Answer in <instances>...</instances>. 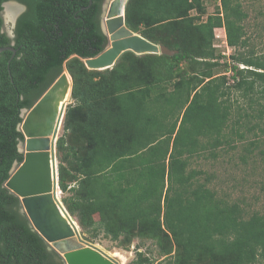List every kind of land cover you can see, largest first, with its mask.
<instances>
[{
  "label": "trees",
  "instance_id": "1",
  "mask_svg": "<svg viewBox=\"0 0 264 264\" xmlns=\"http://www.w3.org/2000/svg\"><path fill=\"white\" fill-rule=\"evenodd\" d=\"M16 1L26 9L16 20L13 43L0 29V47L15 49L0 51V264H64L32 229L20 211L19 197L3 184L14 162L23 159L17 148L23 139L17 130L21 109L32 106L73 54L78 56L66 65L73 96L83 102L84 111L72 107L65 122L70 117L81 120L78 128L87 145L80 153L83 147L71 144L69 169L59 167L61 190L72 192L65 200L68 211L81 225L95 222L113 239L152 240L154 255L136 251V261L143 264H264V213L247 214L238 201L218 197L204 182L195 185V175L186 170L191 155L227 142L226 75L212 73L218 65L215 28L223 27L227 45L237 48L231 55V87L242 91L249 106L255 102L251 94L264 97V53L257 54L253 47L247 54L238 51L248 43L242 25L247 13L240 3L220 0L216 12L201 21L199 16L206 13L202 0H128L126 26L176 52L144 54L150 66L125 52L114 67L90 70L80 57L94 56L106 45L99 17L103 0ZM193 9L197 15H190ZM157 26L163 31L160 36L152 32ZM183 61L197 69L177 78ZM170 82L174 89L167 91ZM152 85H161L162 91L151 95ZM154 100L180 104V124L188 119L193 126L191 135L179 138L176 117L159 152L154 146L164 134L149 136L151 113L144 112ZM263 114L264 108L256 117L261 121ZM255 124L264 132L260 122ZM62 144L59 137L58 150ZM209 154L216 156L215 151ZM66 176L74 186L65 183Z\"/></svg>",
  "mask_w": 264,
  "mask_h": 264
},
{
  "label": "rangeland",
  "instance_id": "2",
  "mask_svg": "<svg viewBox=\"0 0 264 264\" xmlns=\"http://www.w3.org/2000/svg\"><path fill=\"white\" fill-rule=\"evenodd\" d=\"M237 1L240 3L241 9L247 13V17L242 22V25L246 37L248 38L247 46L243 49H238V51L247 54V50H250L253 47L257 54H262L264 53V0ZM202 3L205 6L206 13L199 16L201 21L205 20L208 14L215 13L217 7H220V0H202ZM197 13L198 12L194 9L190 11V15H197ZM2 15L3 29L11 30L12 22L6 18L5 11H2ZM135 32L141 34L140 30ZM152 32L156 36H160L163 33L159 26L154 28ZM213 49L214 54L217 57L216 61L218 62V65L212 68V73L214 76L226 75V83L224 86L228 87L226 95L223 97V99L226 100L225 104L229 105L230 110L227 126L223 130L227 142L218 147L208 146L206 150L191 155L188 158L186 170L195 175L191 179L195 182V185L204 182L205 186L212 191H215L218 197L226 198L231 202L238 201L239 205L246 210L247 214H251L254 210L264 213V132L255 126L257 121L261 123V126H264V124H262L264 114L261 121L256 117L259 111L264 108V97H261L260 93L251 94L252 96L254 95L255 102L249 106V101L247 100V97L242 95V91H235L231 87L234 82L231 66L235 64L231 55L236 53L235 51L237 48L235 49L234 47L227 45L225 30L223 27L214 29ZM134 55L140 59L139 61L141 63L146 61L145 63L150 66L151 63L146 60V55ZM72 57L74 56L71 55L66 59L62 67V70H67L71 76L72 81L70 87H72V94L70 99L68 93L65 97V101H67L57 138L58 140L59 137H63V144L60 150L57 148L56 141V164L58 173L61 165L69 169L70 165L67 161L70 159L71 155L68 148L71 144L75 143V146L81 145L83 150L80 151V153H83L84 148L87 145L83 132L81 133V129L78 128V125L81 124V120L77 117L75 119L70 117L69 120L65 122L66 113L68 110L70 111L72 107H74L73 109L78 107L80 108V111H84L83 102L73 96V77L66 65L67 61ZM141 57L145 59L142 60ZM225 65H227V69L225 68ZM193 66V64H188L184 61L181 62L178 70L179 72L176 71L175 77L178 78L179 73L182 72L193 73L194 70L196 71L197 69V67L194 68ZM239 67L244 66L239 65ZM151 69H153V67ZM120 74L123 73L120 71ZM93 79L97 80L98 75H94ZM166 87L167 91H172L174 89L172 82L166 84ZM260 88V86L256 87V89ZM161 91V85L151 86V95H155ZM177 97L179 96L177 95ZM150 102L151 103H149L144 109L145 115H148L149 111L151 113L148 115L150 116V121L146 126V130H148L149 136L150 134H154L155 136L164 134L163 136L160 135L159 141L155 143V151L159 152L162 150L166 143L164 140L166 137L165 134H167L173 126L176 117H178L176 131L178 130L179 138H185L187 135L192 134L191 128L193 126L191 120L185 119V122L180 124L182 114L180 113V115L177 116L179 114L178 110L180 104L172 102L168 103L166 100H154ZM66 124L69 126L67 130L64 129ZM199 126H201V124L197 127ZM235 132H237V134L244 133V137L239 139ZM74 139L77 140L73 142ZM211 151H215L216 156L210 155L209 153ZM65 183H67L69 187L75 185V182L71 181L68 176L65 177ZM59 188L60 193L58 192V197L66 208L65 200L71 197L72 192L69 190L62 191L60 184ZM66 210L68 211L67 208ZM68 213L73 217L81 232L90 237L94 244L103 249L106 253L117 257L120 264H143L136 261V251H143L146 253L145 255L148 256L154 255L156 252L155 245L150 239L135 237L132 238L130 242H128L123 236L118 239H113L111 235L106 234L103 229H97V224L95 222L94 225L84 226L80 224L76 214L71 213L70 211H68ZM93 217L98 220L97 214ZM154 264H163V261H156Z\"/></svg>",
  "mask_w": 264,
  "mask_h": 264
},
{
  "label": "water",
  "instance_id": "3",
  "mask_svg": "<svg viewBox=\"0 0 264 264\" xmlns=\"http://www.w3.org/2000/svg\"><path fill=\"white\" fill-rule=\"evenodd\" d=\"M127 2L128 0L102 1L100 28L107 42L98 54L91 57L79 56L88 69L112 68L125 52L166 55L176 52L126 26ZM7 4L19 6V11L11 20L14 26L24 6L9 0L3 3V11ZM2 50L15 52L10 45L0 47V51ZM71 81L69 72L62 70L31 107L21 109L22 120L17 125V130L22 133L23 139L18 142L17 148L23 159L14 162L3 185L19 197L20 211L25 214L32 229L48 244L49 249L59 254L64 264H120L117 257L106 253L81 232L57 195L60 188L56 141L64 116L65 97L68 93L70 99L72 94Z\"/></svg>",
  "mask_w": 264,
  "mask_h": 264
},
{
  "label": "flooded vegetation",
  "instance_id": "4",
  "mask_svg": "<svg viewBox=\"0 0 264 264\" xmlns=\"http://www.w3.org/2000/svg\"><path fill=\"white\" fill-rule=\"evenodd\" d=\"M6 1H9V0H4L3 2H2V9L0 10V18H1V24H0V29H1V31L3 32V31H5L6 32V34H7V36L11 39V43H13V37H14V32H13V29H14V27H15V24H16V21H15V24H14V26H11V30H8V29H6V30H4L3 29V15H2V11L4 10V6H3V3H5ZM14 1H16V0H14ZM18 2V1H17ZM20 3V2H19ZM23 6H24V10L22 11V12H20V14H22L24 11H25V9H26V7H25V5L23 4V3H21ZM16 5V4H15ZM18 6V5H17ZM18 8H19V6H18ZM19 11V10H18ZM17 11V12H18ZM20 14L17 16V18L20 16ZM99 17H100V15H99ZM17 20V19H16Z\"/></svg>",
  "mask_w": 264,
  "mask_h": 264
},
{
  "label": "bare ground",
  "instance_id": "5",
  "mask_svg": "<svg viewBox=\"0 0 264 264\" xmlns=\"http://www.w3.org/2000/svg\"><path fill=\"white\" fill-rule=\"evenodd\" d=\"M19 10L18 6L15 4H7L5 6V13H6V18H8L10 21L13 19L14 15L17 13ZM105 24V23H104ZM67 101V100H66ZM64 101V102H66ZM59 191H57L58 193ZM58 195V194H57ZM59 198V197H58ZM76 223V222H75ZM110 255V254H109ZM113 256V255H111ZM115 257V256H113Z\"/></svg>",
  "mask_w": 264,
  "mask_h": 264
}]
</instances>
